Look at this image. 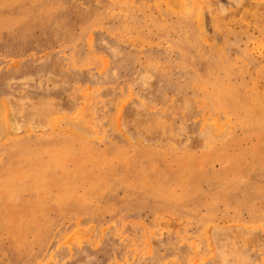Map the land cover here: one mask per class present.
Masks as SVG:
<instances>
[{"label":"rangeland","instance_id":"374dc122","mask_svg":"<svg viewBox=\"0 0 264 264\" xmlns=\"http://www.w3.org/2000/svg\"><path fill=\"white\" fill-rule=\"evenodd\" d=\"M0 264H264V0H0Z\"/></svg>","mask_w":264,"mask_h":264}]
</instances>
